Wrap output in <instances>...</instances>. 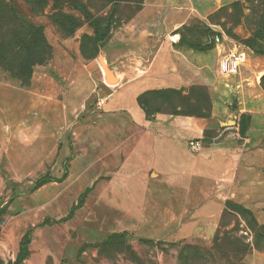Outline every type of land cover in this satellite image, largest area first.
I'll return each instance as SVG.
<instances>
[{"label":"rangeland","instance_id":"obj_1","mask_svg":"<svg viewBox=\"0 0 264 264\" xmlns=\"http://www.w3.org/2000/svg\"><path fill=\"white\" fill-rule=\"evenodd\" d=\"M174 1L189 9L183 42L201 54L196 63L211 67L234 47L264 60V0ZM143 2L0 0V37L33 33L29 22L51 47L30 73L12 71L23 51L0 67V264H264V199L195 198L214 213L181 214L178 199L130 181V113L107 110L119 86L105 80L126 64L130 42L117 37ZM140 101L146 113L211 108L205 85ZM183 227L190 233L176 238Z\"/></svg>","mask_w":264,"mask_h":264},{"label":"crops","instance_id":"obj_2","mask_svg":"<svg viewBox=\"0 0 264 264\" xmlns=\"http://www.w3.org/2000/svg\"><path fill=\"white\" fill-rule=\"evenodd\" d=\"M174 2L144 0L138 20L117 37L127 35L130 42L126 64L112 68L111 79L105 80L119 86L107 95V110L130 113V181L142 182L151 197L178 199L181 214L214 213V204L200 209L195 198L264 199V60L244 51L247 61L228 74L219 72L218 63H196L194 57L201 54L183 42L189 9L176 8ZM197 85L208 87V116L146 113L138 101L147 92L184 94ZM194 138L203 140L198 153L187 149ZM186 228L176 238L190 233ZM21 264L45 261L26 258Z\"/></svg>","mask_w":264,"mask_h":264},{"label":"trees","instance_id":"obj_3","mask_svg":"<svg viewBox=\"0 0 264 264\" xmlns=\"http://www.w3.org/2000/svg\"><path fill=\"white\" fill-rule=\"evenodd\" d=\"M26 22V21H25ZM28 26L34 31L33 33H30L29 31H19L18 29H23L22 27H18V29L14 30L11 35L0 37V46L5 44V40L9 45V52L8 53H1L0 51V67L4 69H9L10 66L13 63V59L15 58V53H19L23 51L24 57L20 61H18V64H14L15 67H13L12 71L15 70H21V72L24 74L30 73L32 71V68L38 64L45 63L50 55H51V47L49 43L47 42L45 35L40 30L36 29L34 25H32L29 22H26ZM191 48L193 46L188 45ZM252 49H254V45H250ZM254 46V47H253ZM3 47V46H2ZM11 53V56H10ZM145 95V94H144ZM143 96V95H142ZM142 96L138 99L140 105L146 109L144 104L140 101ZM241 132V130H240ZM238 209V211H237ZM234 212L239 214L241 211L245 212L242 207L235 206L233 209ZM21 253L24 251V247H21ZM22 259L19 261L18 264H21Z\"/></svg>","mask_w":264,"mask_h":264},{"label":"built area","instance_id":"obj_4","mask_svg":"<svg viewBox=\"0 0 264 264\" xmlns=\"http://www.w3.org/2000/svg\"><path fill=\"white\" fill-rule=\"evenodd\" d=\"M245 61L244 51L233 48L229 49L218 61V70L223 74L237 73L239 67ZM203 147V141L200 138H194L187 141V148L191 153H198Z\"/></svg>","mask_w":264,"mask_h":264},{"label":"water","instance_id":"obj_5","mask_svg":"<svg viewBox=\"0 0 264 264\" xmlns=\"http://www.w3.org/2000/svg\"><path fill=\"white\" fill-rule=\"evenodd\" d=\"M222 137H223V135H220V136L216 139V141H217V142L220 141V140L222 139Z\"/></svg>","mask_w":264,"mask_h":264}]
</instances>
